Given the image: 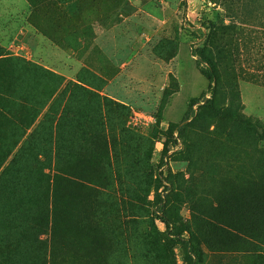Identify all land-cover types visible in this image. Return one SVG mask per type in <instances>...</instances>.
Segmentation results:
<instances>
[{
  "label": "trees",
  "instance_id": "16d2710c",
  "mask_svg": "<svg viewBox=\"0 0 264 264\" xmlns=\"http://www.w3.org/2000/svg\"><path fill=\"white\" fill-rule=\"evenodd\" d=\"M27 1L32 25L77 53L85 67L76 81L67 82L23 59L1 60L19 70L18 89L2 102V138L9 134L12 140L0 160L6 216L0 264H121L130 207L117 188L124 174L139 171L145 184L139 198L148 202L152 195L154 212L136 263L150 257L157 264H208L212 254L264 247V124L242 113L239 87L242 57L253 49L245 36L260 30L211 23L204 46L193 50L209 82L203 98H209L193 99L184 121L162 130V113L174 94L167 88L156 124L141 134L136 127L142 126L127 127L125 106L84 79L99 74L90 60L98 51L93 28L79 24L87 0ZM253 78L258 82L259 76ZM10 112L16 118L12 126ZM179 141L184 149L172 152ZM157 143L163 145L161 167L170 154L188 162V178L171 170L153 174L149 164ZM185 205L188 224L182 218ZM174 248L181 250V263L171 261Z\"/></svg>",
  "mask_w": 264,
  "mask_h": 264
},
{
  "label": "rangeland",
  "instance_id": "374dc122",
  "mask_svg": "<svg viewBox=\"0 0 264 264\" xmlns=\"http://www.w3.org/2000/svg\"><path fill=\"white\" fill-rule=\"evenodd\" d=\"M31 12L27 0H0V160L12 140L9 134L8 140L2 138L5 124L2 102L7 94L12 96L18 89L19 70L18 64L1 63V60L20 58L62 75L67 82L76 81L85 67L77 53L60 48L32 25ZM221 22L260 30L245 36L253 49L251 56L242 57L239 87L242 113L264 124V68L261 67L264 59L260 55L264 53L261 32L264 0H87L79 24L93 28L98 51L91 54L90 60L99 74L84 79L94 88L102 87V96L125 106L124 115L129 116L127 127L137 128L141 134L156 124L164 91L171 88L174 94L162 113L160 125L166 130L170 123L184 121L193 99L209 98V95L203 98L209 82L201 75L193 50L204 46L211 23ZM255 75L259 76L258 82L253 78ZM7 116L12 126L16 118L11 112ZM112 119L120 120L117 115ZM182 149L184 145L179 141L172 152ZM162 152L163 145L157 143L149 164L154 175L171 170L173 174L189 177L188 162L169 157L170 154L166 166L161 167ZM234 158V154L229 156V160ZM117 190L126 195L130 207L126 212L129 221L121 238L126 250L117 260H122L121 264H157L150 257L135 262L138 250L142 253V248H146L145 236L152 228L154 212L152 195L149 203L139 198L145 191L142 172L124 174ZM3 209L1 201L0 224L6 218ZM182 218L185 224L189 223L187 205L183 207ZM155 225L163 229L158 221ZM182 259L181 250L174 248L171 261L181 263ZM115 264H118L116 260ZM208 264H264V247L252 253L212 254Z\"/></svg>",
  "mask_w": 264,
  "mask_h": 264
}]
</instances>
